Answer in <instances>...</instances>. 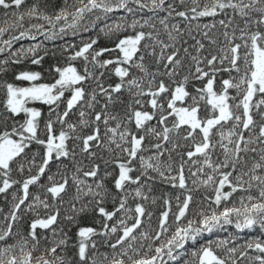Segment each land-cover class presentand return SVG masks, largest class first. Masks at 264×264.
<instances>
[{"label": "snow or ice", "instance_id": "6c2138e0", "mask_svg": "<svg viewBox=\"0 0 264 264\" xmlns=\"http://www.w3.org/2000/svg\"><path fill=\"white\" fill-rule=\"evenodd\" d=\"M0 10V264H264V0Z\"/></svg>", "mask_w": 264, "mask_h": 264}, {"label": "trees", "instance_id": "16d2710c", "mask_svg": "<svg viewBox=\"0 0 264 264\" xmlns=\"http://www.w3.org/2000/svg\"><path fill=\"white\" fill-rule=\"evenodd\" d=\"M29 2H31V0H29ZM57 2H61L62 3V0H53V3H57ZM0 15H2V10H0ZM33 191H34V189H33ZM157 195H159V192H157ZM233 231H234V229L229 226L228 233H220L219 235L225 236V235H228L229 233H231ZM242 239H243V237H242Z\"/></svg>", "mask_w": 264, "mask_h": 264}]
</instances>
